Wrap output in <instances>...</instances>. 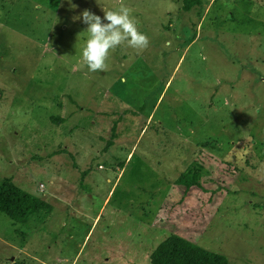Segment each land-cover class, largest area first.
<instances>
[{"label": "rangeland", "instance_id": "374dc122", "mask_svg": "<svg viewBox=\"0 0 264 264\" xmlns=\"http://www.w3.org/2000/svg\"><path fill=\"white\" fill-rule=\"evenodd\" d=\"M120 3L0 0V186L48 204L0 211V264H151L171 234L264 264V0H123L149 45L91 72L73 18Z\"/></svg>", "mask_w": 264, "mask_h": 264}, {"label": "trees", "instance_id": "16d2710c", "mask_svg": "<svg viewBox=\"0 0 264 264\" xmlns=\"http://www.w3.org/2000/svg\"><path fill=\"white\" fill-rule=\"evenodd\" d=\"M187 10L201 5L202 0H184ZM196 174L185 172L177 180L187 190L199 185ZM47 202L10 180L0 186V211L10 219L26 223L30 217L47 209ZM151 264H228L225 255L212 252L177 234H171L151 254Z\"/></svg>", "mask_w": 264, "mask_h": 264}, {"label": "clouds", "instance_id": "9594fccd", "mask_svg": "<svg viewBox=\"0 0 264 264\" xmlns=\"http://www.w3.org/2000/svg\"><path fill=\"white\" fill-rule=\"evenodd\" d=\"M132 13L133 9L121 0L118 8L104 7V19L107 23L88 9L83 10L81 16L73 18L82 17L83 22L88 25L86 31L89 35L82 49V61L89 71L108 70L110 52L122 44L138 50L148 47L149 38L139 30V21Z\"/></svg>", "mask_w": 264, "mask_h": 264}]
</instances>
